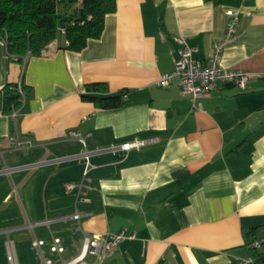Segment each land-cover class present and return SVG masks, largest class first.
Returning a JSON list of instances; mask_svg holds the SVG:
<instances>
[{"label": "crops", "instance_id": "0c3cea01", "mask_svg": "<svg viewBox=\"0 0 264 264\" xmlns=\"http://www.w3.org/2000/svg\"><path fill=\"white\" fill-rule=\"evenodd\" d=\"M228 9L239 12L232 39ZM177 36L201 60L221 42V64L248 73L247 88L220 83L194 108L176 82L158 87L174 68ZM60 42L22 67L0 38V89L21 80L27 92L15 118L0 105L5 264L7 236L39 264L33 237H60L69 256L84 232L122 229L133 237L100 264H237L236 256L262 255L264 247L253 252L248 242L264 239V0H116L98 38L80 51ZM92 82L124 90L123 104L100 108L83 98ZM73 129L84 144L68 136ZM16 135L31 144L15 148ZM66 183L82 184L67 191ZM43 219L51 221L25 225Z\"/></svg>", "mask_w": 264, "mask_h": 264}, {"label": "built area", "instance_id": "2783aa9c", "mask_svg": "<svg viewBox=\"0 0 264 264\" xmlns=\"http://www.w3.org/2000/svg\"><path fill=\"white\" fill-rule=\"evenodd\" d=\"M228 21L226 24L225 39H232L234 37L235 25L239 18L237 10H226ZM177 43V59L172 71L160 75L155 84L158 87H166L176 82L183 94L190 95L194 101L193 107H199L196 99L211 93L219 88L220 83H229L236 86L239 90H245L248 86L249 75L246 72L226 67L221 64V50L222 43L216 42L214 44V52L212 57L208 60H201L194 57L195 48L189 45L183 36L175 37ZM13 57V56H12ZM29 57L26 52L21 57L20 63L22 67ZM17 95L18 104L13 105L9 114L15 118L22 111L26 101V89L23 87L21 80H19L13 88ZM68 136L81 141L84 144L85 136L78 129L68 131ZM10 141L15 148L27 146L31 144L30 140L20 139L17 135L10 137ZM155 139H135L131 142H125L118 145L124 151H128L133 147H142L154 142ZM115 148V147H114ZM91 151L84 148L79 154L85 160L83 169V178H85L91 163L89 162V155ZM82 183H66L65 189L67 191L81 186ZM71 217L78 220L79 214L74 212ZM50 219H43L35 222H27L25 225L31 229L34 225L44 224L48 225ZM8 229H5L7 232ZM133 235L128 233L125 229L118 232L107 233H89L84 232L82 237L78 240V245L72 250V254L65 256L66 247L62 243V239L57 236H51L50 242L33 237L31 240V247L35 251L36 257L39 259V264H100L102 259L118 247V245L126 238H131ZM264 239L255 238L248 242L251 249H259L262 247ZM47 245V248L45 246ZM6 246V264H19L16 254L15 246L7 236L5 241ZM89 256L94 257V261L88 260ZM237 264H257L255 258L251 256H236Z\"/></svg>", "mask_w": 264, "mask_h": 264}, {"label": "trees", "instance_id": "16d2710c", "mask_svg": "<svg viewBox=\"0 0 264 264\" xmlns=\"http://www.w3.org/2000/svg\"><path fill=\"white\" fill-rule=\"evenodd\" d=\"M115 9L116 0H0V38L12 59L18 62L26 52L29 56L42 55L46 46L60 37V23L66 17L67 45L62 48L80 51L89 39L101 35L105 15ZM14 87L15 83L0 89V105L5 112H10L11 107L18 104L17 96H9L14 93ZM124 96V90L109 93L103 82L86 84L82 94L100 108L119 107ZM252 255L257 264L264 263L260 253Z\"/></svg>", "mask_w": 264, "mask_h": 264}, {"label": "rangeland", "instance_id": "374dc122", "mask_svg": "<svg viewBox=\"0 0 264 264\" xmlns=\"http://www.w3.org/2000/svg\"><path fill=\"white\" fill-rule=\"evenodd\" d=\"M2 219L3 217L2 215H0V220ZM9 222H10L9 219H7V223ZM3 224H4L3 222H0V230L4 227H7V226H4ZM22 233L24 232H16V233L12 232L11 237H14L15 239H17L20 235H22ZM3 238H4V234L0 233V264H5L4 251H3V247L1 246ZM16 250H17V255H18L20 264H35L32 258L33 254L25 243H22V244L17 243Z\"/></svg>", "mask_w": 264, "mask_h": 264}, {"label": "water", "instance_id": "95a60500", "mask_svg": "<svg viewBox=\"0 0 264 264\" xmlns=\"http://www.w3.org/2000/svg\"><path fill=\"white\" fill-rule=\"evenodd\" d=\"M65 21H66V17H64L62 22L60 23V28L62 29V32L60 35V39H61L60 44L62 47H65L67 45V38H66L65 31H64ZM9 96L13 98V97H16L17 95L15 93H12ZM261 260L264 261V254L261 255Z\"/></svg>", "mask_w": 264, "mask_h": 264}]
</instances>
